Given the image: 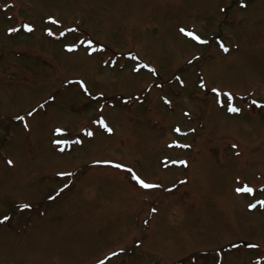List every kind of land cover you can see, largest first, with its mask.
<instances>
[{"label":"rangeland","instance_id":"rangeland-1","mask_svg":"<svg viewBox=\"0 0 264 264\" xmlns=\"http://www.w3.org/2000/svg\"><path fill=\"white\" fill-rule=\"evenodd\" d=\"M260 201L264 0H0V264H264Z\"/></svg>","mask_w":264,"mask_h":264},{"label":"snow or ice","instance_id":"snow-or-ice-1","mask_svg":"<svg viewBox=\"0 0 264 264\" xmlns=\"http://www.w3.org/2000/svg\"><path fill=\"white\" fill-rule=\"evenodd\" d=\"M27 30H28V31H31L32 29H31L30 27H28ZM181 31H184V30L181 29ZM187 34L190 35V36H192L194 39L199 40V37L195 36L193 33H187ZM201 42L203 43L204 41H201ZM89 44H91V42H89ZM221 46L223 47V45H221ZM224 50H225V51H228L227 48H224ZM145 67H146V66H145ZM229 96H230V94H229ZM253 103H255V101H253ZM229 111L238 113V112L240 111V109L237 108V107H234V106H233V107H230V108H229ZM21 119H23V118H21ZM104 127H106L107 131H109V132L112 131V129H111V128H107L106 125H104ZM177 131H179V129H177ZM89 135H91V133H89ZM8 163L11 164L12 162H11V161H8ZM114 166L117 167V168L122 167V165H119V164L114 165ZM61 175H68V176H70L71 173H66V174H61ZM133 178L137 181V183H138L141 187H143V188H145V189H150V188L156 187L155 185H151V184L146 183L145 181H143L142 179H140L138 176H134ZM65 187H67V185H65ZM61 191H63V190H61ZM236 191H237L238 193H240V192L253 193V192H254V190H253L252 188L248 187V186H244V187H242V188H238V189H236ZM259 203H260V205H261L262 207H264V201H260ZM23 207H24V208H28L29 206H28V205H24ZM250 207H253V208H254V207H256V205H251ZM4 219L6 220V219H8V218L5 217Z\"/></svg>","mask_w":264,"mask_h":264}]
</instances>
